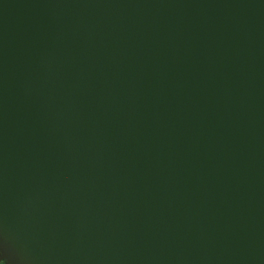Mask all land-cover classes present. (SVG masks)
I'll return each mask as SVG.
<instances>
[{"label": "water", "instance_id": "1", "mask_svg": "<svg viewBox=\"0 0 264 264\" xmlns=\"http://www.w3.org/2000/svg\"><path fill=\"white\" fill-rule=\"evenodd\" d=\"M0 260L264 264V0H0Z\"/></svg>", "mask_w": 264, "mask_h": 264}, {"label": "flooded vegetation", "instance_id": "2", "mask_svg": "<svg viewBox=\"0 0 264 264\" xmlns=\"http://www.w3.org/2000/svg\"><path fill=\"white\" fill-rule=\"evenodd\" d=\"M0 264H6L4 260H0Z\"/></svg>", "mask_w": 264, "mask_h": 264}]
</instances>
